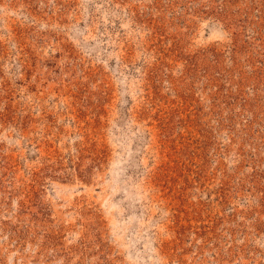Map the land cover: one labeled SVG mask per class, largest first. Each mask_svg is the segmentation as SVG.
I'll return each mask as SVG.
<instances>
[{
    "label": "rangeland",
    "instance_id": "rangeland-1",
    "mask_svg": "<svg viewBox=\"0 0 264 264\" xmlns=\"http://www.w3.org/2000/svg\"><path fill=\"white\" fill-rule=\"evenodd\" d=\"M0 264H264V0H0Z\"/></svg>",
    "mask_w": 264,
    "mask_h": 264
}]
</instances>
